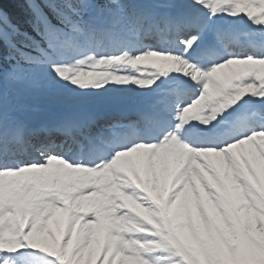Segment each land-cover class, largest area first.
Wrapping results in <instances>:
<instances>
[{"label": "snow or ice", "instance_id": "obj_1", "mask_svg": "<svg viewBox=\"0 0 264 264\" xmlns=\"http://www.w3.org/2000/svg\"><path fill=\"white\" fill-rule=\"evenodd\" d=\"M0 264H264V0H0Z\"/></svg>", "mask_w": 264, "mask_h": 264}, {"label": "rangeland", "instance_id": "obj_2", "mask_svg": "<svg viewBox=\"0 0 264 264\" xmlns=\"http://www.w3.org/2000/svg\"><path fill=\"white\" fill-rule=\"evenodd\" d=\"M243 20L247 21L246 18H238L237 19L236 23L238 24V26L243 25V23H244ZM247 23H248V29H250L249 31L253 30L256 27L255 25H252L251 22H249V21H247Z\"/></svg>", "mask_w": 264, "mask_h": 264}, {"label": "bare ground", "instance_id": "obj_3", "mask_svg": "<svg viewBox=\"0 0 264 264\" xmlns=\"http://www.w3.org/2000/svg\"><path fill=\"white\" fill-rule=\"evenodd\" d=\"M230 36L226 37V40H228ZM232 38V37H231ZM230 46L233 44V42L228 43Z\"/></svg>", "mask_w": 264, "mask_h": 264}]
</instances>
